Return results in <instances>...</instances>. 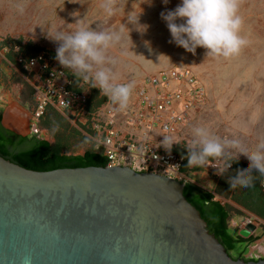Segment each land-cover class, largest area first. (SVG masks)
<instances>
[{
  "label": "rangeland",
  "instance_id": "1",
  "mask_svg": "<svg viewBox=\"0 0 264 264\" xmlns=\"http://www.w3.org/2000/svg\"><path fill=\"white\" fill-rule=\"evenodd\" d=\"M101 2L0 0V40L20 47L21 52L29 56L45 52L56 60L59 45L51 38L58 30H75V23L82 19L92 30H119L124 24L131 29L130 37L124 32L122 40L108 53L115 61L110 66L118 83L134 82L135 89L146 77L188 70L206 92L203 107L194 112L177 134L171 136L175 144L170 152H183L187 157V147L191 145L195 126H206L221 138H239L250 150L264 139V0H239V14L243 19L240 35L247 43L238 55L228 59L207 57L203 48H197L193 55L170 43L171 36L161 13L174 10L180 0H169L167 5L162 0H151L150 4L146 3L147 0H119L121 12L111 18L104 16L99 7ZM131 12L140 13L139 23L149 26L145 34L137 32L127 23V15ZM145 41L150 42V47L145 45ZM69 74L79 79L71 70ZM84 87L92 88L89 82H85ZM35 106L36 93L23 69L0 62V111L5 120L8 115L18 113L26 123L24 131H14L15 134L43 139L54 146L61 145L69 155L82 156L93 149L94 143L89 140L87 128L74 126L54 108L50 107L45 117L36 124L33 120ZM121 126L124 131L130 128L123 116ZM140 130L145 128L139 127L134 133L137 135ZM153 137L160 138L159 133ZM161 149L164 148L161 146ZM237 163L246 166L249 161L240 156L233 164ZM222 202L232 216L245 218L240 212L242 209L232 200Z\"/></svg>",
  "mask_w": 264,
  "mask_h": 264
},
{
  "label": "water",
  "instance_id": "2",
  "mask_svg": "<svg viewBox=\"0 0 264 264\" xmlns=\"http://www.w3.org/2000/svg\"><path fill=\"white\" fill-rule=\"evenodd\" d=\"M184 190L129 167L36 172L0 156V264H264L234 259Z\"/></svg>",
  "mask_w": 264,
  "mask_h": 264
},
{
  "label": "built area",
  "instance_id": "3",
  "mask_svg": "<svg viewBox=\"0 0 264 264\" xmlns=\"http://www.w3.org/2000/svg\"><path fill=\"white\" fill-rule=\"evenodd\" d=\"M2 42L0 40V62L21 67L36 93L33 111L36 124L51 107L74 126L86 127L89 140L94 143L93 150L106 159L108 167H129L138 173L162 175L184 185L194 184L192 172L196 170L216 181L221 179L222 176L215 174V168L187 167L185 156L166 152L159 145L163 136L177 134L205 104L206 92L188 70L146 77L141 86L133 89L127 110L117 112L99 89H86L85 81L75 79L47 53L29 56L22 53L20 47ZM122 116L130 127L125 131L121 126ZM139 127L145 130L136 135L134 132ZM158 133L160 138H154L153 135ZM233 169L234 164L226 173ZM260 188L264 193V175ZM250 226L255 229L249 231ZM238 228L240 232L254 236L257 229L264 230V222L247 216ZM254 246L264 254V236Z\"/></svg>",
  "mask_w": 264,
  "mask_h": 264
},
{
  "label": "clouds",
  "instance_id": "4",
  "mask_svg": "<svg viewBox=\"0 0 264 264\" xmlns=\"http://www.w3.org/2000/svg\"><path fill=\"white\" fill-rule=\"evenodd\" d=\"M162 2L167 5L169 0ZM146 3L150 4L151 0ZM99 7L106 18L121 12L119 0H102ZM239 7V0H180L174 10L162 12L161 19L170 33V43L193 55L197 48H203L207 57L228 59L238 55L247 43L240 35L243 19ZM139 14L128 13L127 23L137 32L145 34L149 26L139 23ZM75 24V30H58L51 38L59 45L55 59L63 68L71 70L75 77L99 89L115 111H126L135 83L117 82L110 66L115 61L108 53L122 40L124 32L130 37L131 29L121 24L119 30H92L83 19ZM145 45L150 47V42L145 41ZM192 136L191 145L187 147V167L211 166L216 169L217 176H223L234 162H238L240 156H244L249 161L248 165L238 168L235 174L229 176L228 184L232 189L237 186L250 187L254 178L253 170L264 175V139L250 150L239 138H221L206 126H195ZM163 137L160 146L170 152L175 143L170 135Z\"/></svg>",
  "mask_w": 264,
  "mask_h": 264
},
{
  "label": "trees",
  "instance_id": "5",
  "mask_svg": "<svg viewBox=\"0 0 264 264\" xmlns=\"http://www.w3.org/2000/svg\"><path fill=\"white\" fill-rule=\"evenodd\" d=\"M3 121L4 114L0 111V156L27 170L50 172L59 169L108 167L106 159L93 149L87 150L82 156L69 155L61 145L54 146L49 141L20 136L7 130ZM180 155L184 156L185 153L180 152ZM242 167L245 166L237 163L231 172L224 174L215 192L204 191L192 183L186 184L184 190L186 199L207 222L210 233L216 236L229 253L236 249L240 240L235 239L229 231V208L216 198H231L234 203L247 210L264 212V193L260 188L263 175L253 171L254 178L250 187H229V176Z\"/></svg>",
  "mask_w": 264,
  "mask_h": 264
},
{
  "label": "crops",
  "instance_id": "6",
  "mask_svg": "<svg viewBox=\"0 0 264 264\" xmlns=\"http://www.w3.org/2000/svg\"><path fill=\"white\" fill-rule=\"evenodd\" d=\"M5 122V123H4ZM6 127H5V125ZM3 125L7 130H10L12 132L18 131V132H23L24 128L26 127V123L20 117L18 113H15L14 115H8L5 120L4 116V121ZM193 176V181L194 184L199 187L200 189L208 192H215L216 188L220 184V180H214L212 177L209 175L205 174L201 170H196L192 172ZM211 182L212 184H209ZM221 201L222 200H228L231 198L227 197H218ZM236 204V203H235ZM238 205V204H237ZM260 205V204H259ZM242 210L240 212L245 216H253L260 221L264 222V212L262 210L260 211H250L245 209L244 207L238 205ZM262 207V206H261ZM244 220V217L242 218H236L235 216H232L230 213V219H229V231L232 234V236L235 239H239L240 242L238 243V246L236 247L235 250L231 252V256L234 259H245V260H255L258 261V259H264V254H261L257 250H255V241L259 239V237L264 235V230L259 228L256 230V233L254 236H249L248 233H242L239 231L238 226L242 224Z\"/></svg>",
  "mask_w": 264,
  "mask_h": 264
}]
</instances>
